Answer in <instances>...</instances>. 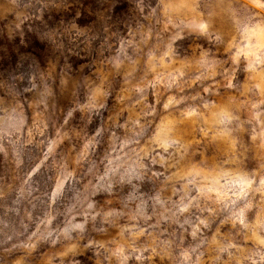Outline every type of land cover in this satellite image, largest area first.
I'll return each instance as SVG.
<instances>
[{
    "label": "clouds",
    "instance_id": "9594fccd",
    "mask_svg": "<svg viewBox=\"0 0 264 264\" xmlns=\"http://www.w3.org/2000/svg\"><path fill=\"white\" fill-rule=\"evenodd\" d=\"M0 264H264V0H0Z\"/></svg>",
    "mask_w": 264,
    "mask_h": 264
}]
</instances>
